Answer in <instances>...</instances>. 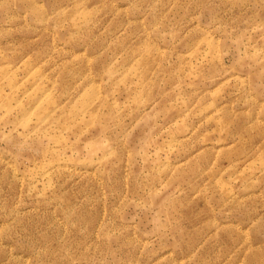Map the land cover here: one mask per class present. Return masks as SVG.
<instances>
[{
  "label": "rangeland",
  "instance_id": "obj_1",
  "mask_svg": "<svg viewBox=\"0 0 264 264\" xmlns=\"http://www.w3.org/2000/svg\"><path fill=\"white\" fill-rule=\"evenodd\" d=\"M0 264H264V0H0Z\"/></svg>",
  "mask_w": 264,
  "mask_h": 264
}]
</instances>
